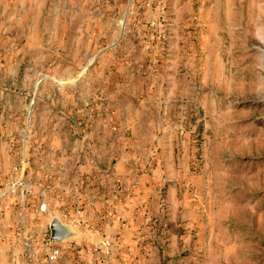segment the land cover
<instances>
[{"label":"rangeland","instance_id":"rangeland-1","mask_svg":"<svg viewBox=\"0 0 264 264\" xmlns=\"http://www.w3.org/2000/svg\"><path fill=\"white\" fill-rule=\"evenodd\" d=\"M12 163L13 218L76 233L24 264H264V0H0L1 190Z\"/></svg>","mask_w":264,"mask_h":264},{"label":"crops","instance_id":"crops-1","mask_svg":"<svg viewBox=\"0 0 264 264\" xmlns=\"http://www.w3.org/2000/svg\"><path fill=\"white\" fill-rule=\"evenodd\" d=\"M160 28L161 25L159 26ZM157 28L158 30L160 28ZM172 29V28H171ZM172 31V30H171ZM159 37L161 38V36L159 35ZM168 41V37L166 38ZM160 43V42H159ZM161 44V43H160ZM164 45H166V43H164ZM163 49V48H162ZM163 50H161L159 53H162ZM165 54V53H162ZM92 61H89L88 64L83 68L82 72L88 68V66L90 65ZM122 64L124 65V63H127V60L123 59ZM128 65V64H127ZM128 68H125L123 73L121 74H117L115 72V74L113 72H111L110 74H108L106 76V82L110 83V85L112 86V89L108 91H106L107 93H105V95L109 98V99H115L117 98V96H121L118 93V89L116 88L117 85L119 83H125L127 81H129V79H131V75H129L128 73ZM121 93V92H120ZM146 123V122H145ZM150 125V124H149ZM10 171H13V177L12 179L8 182L10 183L7 188L1 190L0 188V194L4 191H6L8 188H10L11 186H15L14 192L11 191L6 193L4 195V197H2L0 199V264H24L22 262V259L24 258L25 254L26 256H30V259H35L38 255H42L43 252L42 250H40L39 244H37V242L39 241V238H41V235H44L43 233V229L44 231L49 230V224L50 222H48L47 226L42 225L43 229L40 228L41 230V235L38 234H30V232H33L34 230H29L27 228L29 227H37V225H39L40 223L37 222V219L33 217V219L31 220L30 225L32 226H26L29 224L23 223V224H19V222L17 221V218L15 217V219L13 218V214L11 215V212H14V215H17V217H20V215H24L26 211L30 210L32 215H35L34 213V206H31L28 204V202L26 203H20L16 208H10L11 206H6V204H4V202H2L5 198H10V196H20L22 195V187H28L26 184V181L22 180L21 176H18L17 174V168L12 164H10ZM1 173V171H0ZM18 176V177H17ZM147 177V176H146ZM49 177H46V179H44V186H47V184L50 183H54L53 180H47ZM19 184L21 186H19ZM45 193H48V190H44ZM39 210V208L37 207V211ZM36 211V210H35ZM37 213V212H36ZM25 226V228H24ZM27 231V232H23ZM27 233V234H26ZM23 234H25L23 236ZM27 236V237H26ZM47 236V235H45ZM17 242H21L22 245H25V247H28L29 250L28 252H26L25 254L20 256V253L15 251V248H17L15 246V244ZM19 244V246L21 245ZM15 246V247H14ZM39 247V248H38Z\"/></svg>","mask_w":264,"mask_h":264},{"label":"built area","instance_id":"built-area-1","mask_svg":"<svg viewBox=\"0 0 264 264\" xmlns=\"http://www.w3.org/2000/svg\"><path fill=\"white\" fill-rule=\"evenodd\" d=\"M146 6L150 7V4L147 3ZM158 11H159V14H162V15L165 13V2L162 1V2H160L158 4ZM19 186H21V185L19 184ZM14 189H15V186H11L6 191L2 192L0 194V199L2 197H4V195L6 193H8L10 191H11V193H12V191L14 192ZM27 191L29 192V188H27L25 186L22 187V194L23 193L27 194L28 193ZM40 210L44 211L45 210V206L44 205L40 206ZM43 246H44V249H45L44 256L46 257V261L48 263H51V262L55 261L58 257H60L61 251L59 249V246L51 244L48 239H47L46 243Z\"/></svg>","mask_w":264,"mask_h":264},{"label":"water","instance_id":"water-1","mask_svg":"<svg viewBox=\"0 0 264 264\" xmlns=\"http://www.w3.org/2000/svg\"><path fill=\"white\" fill-rule=\"evenodd\" d=\"M49 231V241L51 244L62 245L66 241L76 237V233L64 225L59 218H53L51 220Z\"/></svg>","mask_w":264,"mask_h":264}]
</instances>
